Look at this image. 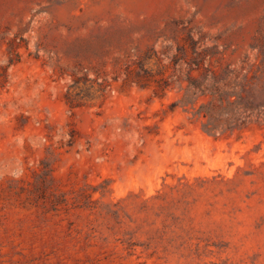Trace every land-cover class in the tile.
Here are the masks:
<instances>
[{"label":"rangeland","instance_id":"1","mask_svg":"<svg viewBox=\"0 0 264 264\" xmlns=\"http://www.w3.org/2000/svg\"><path fill=\"white\" fill-rule=\"evenodd\" d=\"M190 35L248 70L264 0H0V264H264V72L232 130Z\"/></svg>","mask_w":264,"mask_h":264},{"label":"trees","instance_id":"2","mask_svg":"<svg viewBox=\"0 0 264 264\" xmlns=\"http://www.w3.org/2000/svg\"><path fill=\"white\" fill-rule=\"evenodd\" d=\"M190 36L193 52L191 70L201 69L202 71L198 77L191 76L192 79L194 78L191 88L195 90V94L200 92V94L211 93L213 95V100L208 104L202 105L199 113L210 114L211 119L215 121H219L222 118V114H226L225 119L228 128L232 130L247 126L252 120L253 110L261 106V104L256 103V97H254L252 91L255 81L260 77L257 72H264V51L262 52L260 63L256 61L250 67L252 69L254 65L257 66V70L251 74L250 69L247 70L245 63L239 67H231V63L225 66L211 64V59L215 56H217V61L221 60L223 52L217 50L209 54L206 49L199 50L198 41L194 40L192 35ZM258 58H260V55L256 56V59ZM207 60L210 63L205 66ZM142 61L140 59L137 63L140 69H142ZM136 73L138 77L135 82L144 86L141 83L140 71L136 70ZM204 108L206 111H204ZM219 108L221 113H218V116H214L215 110Z\"/></svg>","mask_w":264,"mask_h":264}]
</instances>
